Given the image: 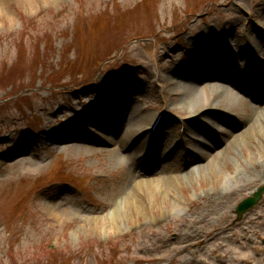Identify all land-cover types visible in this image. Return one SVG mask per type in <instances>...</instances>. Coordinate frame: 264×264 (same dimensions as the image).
<instances>
[{"label":"rangeland","instance_id":"374dc122","mask_svg":"<svg viewBox=\"0 0 264 264\" xmlns=\"http://www.w3.org/2000/svg\"><path fill=\"white\" fill-rule=\"evenodd\" d=\"M248 43L264 0H0V264H264V58L216 75ZM183 77L236 102L186 123Z\"/></svg>","mask_w":264,"mask_h":264},{"label":"bare ground","instance_id":"6f19581e","mask_svg":"<svg viewBox=\"0 0 264 264\" xmlns=\"http://www.w3.org/2000/svg\"><path fill=\"white\" fill-rule=\"evenodd\" d=\"M230 31L231 30H229V31H227V33L226 32H224L220 37H219V39H221V40H224L225 38H227L229 35H230ZM250 45V46H249ZM207 46H211V45H206V47H204V49L205 48H209V47H207ZM248 46L250 47L249 48V51H253L254 50V48H257V50H258V53H259V58H260V60L258 59V62L257 63H255V65L253 64V62H252V60H251V58L249 59V61H245V63L244 64H239L238 62H236V61H233V63L231 64L232 66H230V67H224L223 68V74H219V73H214V74H216V75H218V76H220L221 78H223V79H225L229 84H231V85H235V84H237V79H235V78H238V77H240V74L242 73V71H244V69L246 68V76H247V78L248 77H252V73L253 74H255V75H258L259 76V74L261 73V70H262V65H261V60H263V58H264V52H263V50L261 49V48H259L258 46H259V44H257V46L256 47H254L251 43H248ZM254 52V51H253ZM250 57H251V55H250ZM195 60H196V58L195 57H191V60H190V62H189V64H194L195 63ZM214 61V60H213ZM212 61V62H213ZM219 61L217 60V63H218ZM230 62H231V60H230ZM216 65V63H215V61L213 62V63H211L210 64V68L209 69H213L212 67H214ZM193 66V65H192ZM247 69H248V71L250 70V74H247ZM236 70L237 71H239V73H238V75H237V73H235L236 72ZM199 74V73H198ZM222 75V76H221ZM214 77V76H213ZM261 77H264V76H261ZM197 79L196 80H198L199 82L202 80L201 79V77L198 75V77H196ZM182 80V81H181ZM181 80L180 81H176V82H174L173 84L175 85V86H177L178 88L179 87H183L184 86V88H182V89H184V90H186V91H189L190 93H191V95H192V98H193V101H194V103H195V108H194V110H193V112H191V114H190V117H189V119L186 121V123H191V122H193V121H196V120H198L199 119V117L200 116H202V115H205V114H209V111H211L213 108L216 110L218 107H219V105L221 106L220 108H227V107H229V108H231V105H230V103L232 104V103H235L236 102V96H234L235 95V93L236 92H234V91H231L230 89H228V87H224V86H218V88L217 89H221V91H222V89H223V93H224V99L221 101V104H215V106L214 105H212V104H210V101L209 100H207L206 101V103H201L202 102V93H201V91L204 89V90H207V88L209 87V85H205L204 87H203V89H201V88H195V86L194 87H190L189 86V84H188V80H187V77H183V78H181ZM184 80H186V81H184ZM256 81V80H255ZM188 86H189V90H188ZM261 103L262 104H259V106H255L254 108H255V110H259L260 108H262V109H264V100H262L261 101ZM224 106V107H223ZM213 107V108H212ZM259 107V108H258ZM219 108V109H220ZM204 111H207L206 113L204 112ZM211 113V112H210ZM213 115H215V113L213 114ZM157 116H155V118H156ZM131 120L132 119H129V121H130V123H131ZM154 121H155V119H153L152 120V122L150 123V129H151V126L153 125V123H154ZM163 122H165L164 121V119H162V121L160 122V126L158 127V129L159 128H161V126H162V123ZM211 123V122H210ZM205 125H208V124H206L205 123ZM129 127H130V124H129ZM127 130H130V131H132V127H131V129L129 128V129H127ZM223 133H226L225 131V129H220ZM126 131V130H125ZM158 130H156V132H157ZM128 133V132H127ZM151 133H152V131H151ZM151 133H150V135H151ZM169 135H168V139L169 138H171L172 137V135H171V133H168ZM196 134V132L193 130V131H191L190 129L189 130H187V137H189L191 140H197V135H195ZM185 138H186V131H185ZM195 135V136H194ZM144 136H146L145 134L143 135V137ZM185 138L183 139V140H185ZM182 140V139H181ZM207 145L208 147H210V143H207V142H202L201 141V145ZM211 148V147H210ZM166 151H168V150H165V152L164 153H166ZM201 154H204L205 156L207 155V153H206V151L204 152V151H199ZM200 154V155H201ZM199 155V156H200ZM119 161H123V157H120L119 156ZM190 173H188L187 174V176H190L189 175Z\"/></svg>","mask_w":264,"mask_h":264},{"label":"water","instance_id":"95a60500","mask_svg":"<svg viewBox=\"0 0 264 264\" xmlns=\"http://www.w3.org/2000/svg\"><path fill=\"white\" fill-rule=\"evenodd\" d=\"M263 194H264V186L256 190L252 196L247 197L242 202H240L236 208L238 218L240 219L244 213L255 207L262 199Z\"/></svg>","mask_w":264,"mask_h":264},{"label":"trees","instance_id":"16d2710c","mask_svg":"<svg viewBox=\"0 0 264 264\" xmlns=\"http://www.w3.org/2000/svg\"><path fill=\"white\" fill-rule=\"evenodd\" d=\"M114 60V58H109L108 60H107V62H112ZM94 77H93V75L91 76V78H90V80L91 79H93ZM95 79V78H94ZM87 80H85L84 82H86ZM89 81V80H88ZM84 82H79V83H77L74 87H75V89H77V88H80V87H83V85H84ZM89 83H91L90 81H89Z\"/></svg>","mask_w":264,"mask_h":264}]
</instances>
